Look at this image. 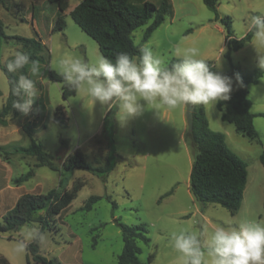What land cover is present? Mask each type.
<instances>
[{
	"label": "rangeland",
	"instance_id": "1",
	"mask_svg": "<svg viewBox=\"0 0 264 264\" xmlns=\"http://www.w3.org/2000/svg\"><path fill=\"white\" fill-rule=\"evenodd\" d=\"M66 1L68 8L62 14L48 0H4L0 6V20L5 35L10 37L0 39V110L9 92L2 68L7 69L13 52H27L41 64V75L30 76L36 82L38 94L29 114L14 118L9 113L1 117L5 123L0 122V221L21 195L45 194L58 188V170L36 167L34 157L15 152L28 147L32 138L45 152L54 155L52 163L56 169L76 149L82 151L93 168L107 165L111 168L103 176L79 169L65 173L66 189L77 179L85 182L77 197L66 210L48 219L47 228L43 229L37 221L30 223L39 224L45 234L44 242H39V253L50 264H118L123 246L118 222L145 227L150 242L138 243L141 264H179L178 253L169 243L174 231H211L214 225H235L244 220L264 223V167L259 161L264 151V117H256L253 123L262 142L259 144L222 121L216 104L204 106L209 129L221 133L227 148L246 164L247 184L236 215L216 204L198 203L189 189L193 150L185 118L186 106L156 110L154 105L147 107L140 101L145 105L143 113L121 122L115 115L116 106L108 108L94 103L83 91H76L64 100L62 84L44 76L46 64L60 74L62 59L95 61L101 55L97 44L70 17L77 0ZM145 1L159 5L162 0H131L138 6ZM171 1L173 14L166 17L147 41L167 64L179 58L174 55L177 47L195 46L200 50V58L213 62L222 73L236 71L248 76L259 69L257 52L251 43L234 52L230 60L223 53L220 55L225 50L226 31L202 0ZM217 12L220 18L231 19L233 37L240 39L248 32L246 21L252 16L264 15V0H219ZM58 15L64 17L66 26L53 32ZM147 26L133 32L136 46L145 44L142 37ZM15 36L35 38L42 47L34 49L21 44L12 38ZM10 74L16 81L20 73ZM23 74H28L27 67ZM240 87L233 79L231 94ZM247 97L252 104L251 112H264V74L258 84L248 86ZM37 101L41 104L39 112ZM59 107L62 110L56 112ZM55 116L58 122L54 121ZM26 122L32 131L31 137L22 128ZM28 171L33 172V177L16 183ZM91 196L101 200L90 211L82 210ZM35 217H45V213L39 212ZM16 237L15 230L0 233V264L32 262L28 252L14 251ZM151 255L153 258L149 261Z\"/></svg>",
	"mask_w": 264,
	"mask_h": 264
},
{
	"label": "trees",
	"instance_id": "2",
	"mask_svg": "<svg viewBox=\"0 0 264 264\" xmlns=\"http://www.w3.org/2000/svg\"><path fill=\"white\" fill-rule=\"evenodd\" d=\"M54 4L58 13L62 14L67 8L66 0H48ZM77 5L70 11L73 22L88 35L98 47L101 55L109 59L115 58L120 52H128L132 55L139 54V47L133 42V32L138 28L148 24L142 42L146 43L154 31L163 24L165 18L172 12V5L169 0H162L159 5L145 1L140 6L135 5L131 0H77ZM204 6L215 14V21H219L225 28V50L223 56L230 60L234 52L243 48L251 42L252 34L247 32L242 38L233 37L231 30V19L229 17L220 18L217 12L219 0H202ZM4 5V0H0V6ZM66 23L62 15H58L53 32L61 31ZM3 24L0 20V39H7ZM21 44L30 45L34 49H40L41 43L35 38L12 37ZM31 59L36 60L33 56ZM179 58L169 61L178 62ZM212 71H218L211 61H206ZM8 79L9 92L5 105L0 110V122L5 123L1 117L9 113L14 118L23 117L21 113L12 108L15 97L12 95V86L15 79L7 69L2 68ZM24 72V69L22 70ZM220 72V71H218ZM222 73V72H220ZM44 76L52 82L62 84V97L66 100L75 95L76 91L70 90L64 83L61 74L52 70L48 64L43 72ZM232 77L236 81L238 76L242 82L241 87L230 94L228 101H220L216 108L221 113V120L232 124L235 131L248 138L250 141L260 143V136L253 125L254 115L251 113V102L248 99V86L258 84L264 74V69H257L253 74L242 76L236 71L222 73ZM38 112L40 111V101H37ZM62 108H57V111ZM109 110L108 114L110 113ZM264 117V113L259 114ZM55 122L58 118L55 116ZM28 122L22 125L23 130L31 137L32 131L28 128ZM193 150V161L189 176V189L194 199L202 204H216L225 208L230 214L236 215L240 210L245 186L247 184L246 164L231 152L225 145L224 136L221 133L209 129L208 120L205 115L204 106H193V128L189 132ZM17 154L34 157L37 161L36 167H46L59 172L60 179L58 188L52 189L45 194H23L13 208L2 217L0 221V233L11 230L17 231L21 225L30 224L37 221L43 229L49 226L48 219L59 215L66 210L78 192L84 187L85 182L75 180L71 188L66 189L65 173L75 169L85 170L103 176L110 172L109 165L97 169L93 168L85 159L81 150L76 149L72 154L65 157L61 163V168L56 169L52 163L54 155L45 152L42 146L31 138L30 144L26 148L15 149ZM259 161L264 167V151L259 156ZM33 177V172L28 171L18 177L16 183L26 182ZM170 194V193H169ZM101 200V197L91 196L82 207L84 211H90L92 206ZM115 208V204L113 203ZM39 212H44L45 217H35ZM121 230L122 251L118 256V264H141L139 254L141 249L139 242L149 244L150 240L146 236L145 227L142 224L128 226L117 223ZM26 252L31 256L32 262L27 260V264H50L46 258L39 253V242L29 244ZM153 256H149L151 261Z\"/></svg>",
	"mask_w": 264,
	"mask_h": 264
},
{
	"label": "clouds",
	"instance_id": "3",
	"mask_svg": "<svg viewBox=\"0 0 264 264\" xmlns=\"http://www.w3.org/2000/svg\"><path fill=\"white\" fill-rule=\"evenodd\" d=\"M245 27L252 34L251 44L257 52L256 63L264 69V15L250 17ZM222 49V48H221ZM224 52L221 50L220 55ZM178 62L170 65L156 54L149 41L139 47V54L120 52L114 60L99 55L95 61L65 58L60 61V74L72 91H83L94 103L117 107L118 120L141 115L145 105L174 110L185 106L217 104L228 101L233 91V78L212 71L200 58L198 47H177ZM27 67L28 74L22 70ZM7 71L20 73L13 83L12 108L28 115L38 89L30 78L41 75V64L24 51H14L7 61ZM237 84H241L236 77ZM140 101H144L142 105ZM39 224H24L17 229L14 251L24 253L32 242H44ZM169 243L178 253L179 264H264V223L244 220L235 225H214L207 229L171 233Z\"/></svg>",
	"mask_w": 264,
	"mask_h": 264
},
{
	"label": "water",
	"instance_id": "4",
	"mask_svg": "<svg viewBox=\"0 0 264 264\" xmlns=\"http://www.w3.org/2000/svg\"><path fill=\"white\" fill-rule=\"evenodd\" d=\"M185 118L188 131L191 132L193 128V106H186Z\"/></svg>",
	"mask_w": 264,
	"mask_h": 264
},
{
	"label": "crops",
	"instance_id": "5",
	"mask_svg": "<svg viewBox=\"0 0 264 264\" xmlns=\"http://www.w3.org/2000/svg\"><path fill=\"white\" fill-rule=\"evenodd\" d=\"M170 1V3H171V5H172V12H171V14L169 15V16H171L172 14H173V4H172V1L171 0H169ZM169 16H167V17H169ZM166 19V18H165ZM251 42H252V40H251ZM251 42H249V43H251ZM261 79V78H260ZM251 109H252V104H251ZM251 109H250V111H251ZM253 115H254V118H253V123H254V119L256 118V117H259L258 115L259 114H262V113H264V112H257V113H254V112H251ZM259 144H262V142H261V140H260V143ZM14 207V206H13ZM4 260H6V259H4ZM6 262H8L7 260H6ZM9 264V263H8Z\"/></svg>",
	"mask_w": 264,
	"mask_h": 264
}]
</instances>
